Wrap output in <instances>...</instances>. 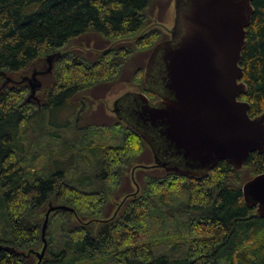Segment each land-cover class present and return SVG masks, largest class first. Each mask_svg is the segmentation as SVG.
Masks as SVG:
<instances>
[{
    "label": "trees",
    "instance_id": "trees-1",
    "mask_svg": "<svg viewBox=\"0 0 264 264\" xmlns=\"http://www.w3.org/2000/svg\"><path fill=\"white\" fill-rule=\"evenodd\" d=\"M172 1L0 0V70L14 78L45 68V56L69 44L96 43L95 51L66 49L56 59L40 107L26 100V83L3 86L0 77V183L9 220L0 264L37 263L35 254L19 251L42 248L50 201L71 206L79 217L67 210L50 215L41 264H264V219L242 192L247 176L264 172V151L251 153L242 171L222 159L203 178L137 169L141 190L114 219H78L110 217L114 201L135 189L131 167L153 162L143 139L103 105L93 112L109 119H90V102L117 81L149 92L146 61L169 34L155 27L137 35L155 18L166 22ZM252 3L240 60L248 89L240 98L255 116L264 112V0ZM65 106L77 110L71 127L60 117L55 129L32 125ZM68 128L76 132L63 140Z\"/></svg>",
    "mask_w": 264,
    "mask_h": 264
},
{
    "label": "water",
    "instance_id": "water-1",
    "mask_svg": "<svg viewBox=\"0 0 264 264\" xmlns=\"http://www.w3.org/2000/svg\"><path fill=\"white\" fill-rule=\"evenodd\" d=\"M252 2L173 0L170 27L155 19L158 22L137 35L155 27L169 34L153 47L144 68V84L156 98L128 86L113 98L111 105L114 115L148 145L153 162L131 167L135 189L114 201L110 217L86 221L78 218L82 223L114 219L126 200L141 190L135 176L137 169L163 168L168 173L203 178L222 159L239 171L251 153L264 151V112L252 116L250 103L240 98L248 89L240 60L255 11ZM67 50L48 54L44 69H34L20 79L0 70L3 86L28 83L31 94H35L43 85L40 76L52 72L54 60ZM242 192L246 204L256 207V215L264 218V172L247 177ZM58 210L71 211L79 217L71 206L50 201L43 220L42 248L19 254L33 253L38 257L36 264H41L48 248L50 215Z\"/></svg>",
    "mask_w": 264,
    "mask_h": 264
},
{
    "label": "rangeland",
    "instance_id": "rangeland-1",
    "mask_svg": "<svg viewBox=\"0 0 264 264\" xmlns=\"http://www.w3.org/2000/svg\"><path fill=\"white\" fill-rule=\"evenodd\" d=\"M156 19V18H155ZM157 21V20H153V23ZM158 22V21H157ZM173 23V18H172V15H170V17L168 19H166V22L164 24V27L166 26H171ZM152 24V23H151ZM150 24V25H151ZM149 25V23H148ZM149 25V26H150ZM160 25V24H159ZM132 39V38H131ZM81 42V41H80ZM79 42V43H80ZM75 44V43H72V44H69L64 50H61V51H65L66 49H69V50H73V49H79L80 51L82 52H90L92 51V49L96 46V43L95 42H91V43H84L83 45L81 44ZM56 52V51H54ZM53 53V52H52ZM50 54V53H49ZM46 57L45 56V60H46ZM58 59V58H56ZM56 59L54 60V62L56 61ZM133 65V63H132ZM55 65H53L54 67ZM37 69H44V64H40L37 66ZM133 70V69H131ZM53 71V69H52ZM130 71V70H128ZM32 74V71H30L29 73H24V74H21L19 75L18 79L22 78L24 75H31ZM52 75V72L50 73H47L45 75H42L40 76V79L43 83L42 87L39 88L37 90V92L35 94H31V86L26 83L28 85V93H27V101H31L32 103L36 104L37 107H40V104H41V100L43 99V93H42V89L44 87V83H45V80L47 79H50ZM130 77V76H129ZM118 82V81H117ZM113 82V83H110V85H117V87L113 88V87H110L109 90H111L110 93H107L108 90L107 88L103 89L101 94H105L103 95V97H101L100 99H96L93 101V103L91 104L90 102V108H92V112L95 111L99 106H102L104 107V111L106 113H108L109 115H112V116H115L114 113H113V107L111 105V102L113 100V98H115L118 94H120V92L124 89H126L128 87L127 83L124 82V83H121V82ZM126 83V84H125ZM122 85V86H121ZM113 88V89H112ZM29 98V99H28ZM77 110H74V108H70L68 106H65V107H62L61 109L59 110H56V111H45L44 115H43V118H36L34 121H33V124L32 125H36L38 126L40 123L42 122H45V123H48L49 125V128H52V129H55L56 127L54 126L53 123L57 122V118L60 117V120L61 121H64V122H67L68 126H72L73 125V122L75 120V117H74V114H76ZM96 112V111H95ZM95 112H93L94 114L91 116L90 119H97V121H101V120H108L109 118L106 117V114L105 112L102 113V115L100 114H95ZM99 116V117H98ZM81 124L83 125V120L81 121ZM67 132H68V135H65V137H63V140H68V138H70L71 134L73 135L74 132H76V129H73V130H69L66 129ZM67 144V143H66ZM57 153L55 152V155ZM78 173L81 174V171H79ZM83 173H84V170H83ZM76 176V175H75ZM4 192L2 190V187H1V183H0V238H4L6 237L7 235V228H8V224H9V220H8V217H7V213H6V209H5V203H4Z\"/></svg>",
    "mask_w": 264,
    "mask_h": 264
}]
</instances>
